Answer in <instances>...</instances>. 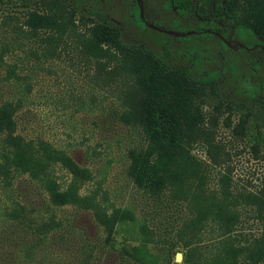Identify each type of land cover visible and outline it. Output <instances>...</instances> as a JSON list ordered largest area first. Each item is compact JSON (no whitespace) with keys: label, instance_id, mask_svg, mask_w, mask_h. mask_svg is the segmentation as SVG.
Here are the masks:
<instances>
[{"label":"trees","instance_id":"obj_1","mask_svg":"<svg viewBox=\"0 0 264 264\" xmlns=\"http://www.w3.org/2000/svg\"><path fill=\"white\" fill-rule=\"evenodd\" d=\"M18 1L17 10L8 11L1 21L8 34L0 58V66L5 68L0 85V97L4 99L0 101V175H27L54 206L70 204L81 211L94 210L91 216L101 244L96 241L86 245L83 264H101L105 250L110 264H264V182L257 186L248 181L241 186L234 177L233 153L219 138L218 112L224 100L207 114L200 86L188 72H169L152 53L143 55L129 49L118 27L95 23L81 31L72 5L71 12L65 15L60 3L61 6L54 2L52 13H48L39 7L45 0ZM170 3L177 12L190 13L200 21L222 19L234 27L241 39L252 35L264 49V0ZM214 24L213 29L219 30V25ZM12 47L28 50L8 62L3 55ZM64 63L84 74L89 90L85 98L71 90L52 92L53 100H63L65 105L70 96L79 111L85 107L86 99L90 107L102 106L112 89L116 98L106 116L119 126L140 132L141 145L127 149V173L139 193L152 197L156 204L160 215H151V219L159 217L164 223L167 216L172 218L164 230L166 238L148 224L147 218H142L136 230L135 215H120L118 207L102 205L107 199L101 201L95 190L83 193V187L94 180V173L68 149L47 137L28 138L21 133V126L30 122L27 113L31 112L24 110V104L34 84H40L46 71L56 77ZM123 71L127 73L125 81L121 80ZM216 76L211 73V77ZM214 78L209 82L212 87L218 83ZM251 95L228 102V108L234 104L243 113L236 124L229 116L223 125L231 129L230 142L235 147L240 142L251 143L258 158L264 135H251L247 125L254 108L264 111V95ZM99 119L95 124L101 127L104 121ZM198 148L205 158L195 153ZM57 166L65 170L69 179L64 184L59 181ZM172 204L180 211L185 204L189 215H165L163 210ZM120 227H126L130 236L142 243L118 242ZM174 232L176 241L169 236ZM23 243L30 247L24 250L27 258L44 257L29 238H23ZM176 247L183 254L181 263L172 257Z\"/></svg>","mask_w":264,"mask_h":264},{"label":"rangeland","instance_id":"obj_2","mask_svg":"<svg viewBox=\"0 0 264 264\" xmlns=\"http://www.w3.org/2000/svg\"><path fill=\"white\" fill-rule=\"evenodd\" d=\"M195 1L197 3L198 0ZM41 2L39 7L48 13H52L53 4L64 5L65 15L71 12L72 5L81 31L92 28L95 23L116 26L123 44L129 49L140 51L143 55L152 53L169 72H188L200 86L207 114L224 100L218 112L221 117L219 138L226 142L233 153L231 164L234 177L241 186L248 181L257 186L264 182V144L260 145L257 158L251 143L244 141L235 147L234 142H230L233 138L231 129L223 125L229 116L236 124L243 113L234 104L232 109L228 108L229 101L252 97L254 93L264 95V49L254 42L252 35L241 39L234 27L222 19L200 21L190 13H179L171 6L170 0H77L76 4L72 0ZM19 5L18 0H0V58L3 40L8 34L1 21L8 11L17 10ZM214 22L219 25V30L213 29L216 27ZM27 50V47H12L3 57L8 62L13 61L16 55L22 56ZM60 67L56 77L52 72H48L51 75L43 72L40 84H34L33 93L28 94L24 110L31 112L27 113L31 118L29 123L21 126V133L26 137L28 135V138L47 137L56 145L68 149L82 166L86 165L94 173V180L83 187V193L95 190L101 201L107 199L102 205L118 207L120 215H135L136 230L142 218H147L148 224L166 238L164 230L172 218L167 216L164 223L159 217L151 219V215H160L155 210L156 204L152 197L147 198L139 193L127 173V149L141 145L140 132L119 126L113 118L106 116L116 98L112 89L102 106L92 102L96 106L90 107L86 99L85 107L79 111L76 101L70 96L65 99V105L63 100H53L52 92L71 90L73 94L85 98L87 94L84 93L89 90L85 86L84 74L68 68L65 63ZM4 70L0 66V85L4 81ZM212 72L217 74L215 78L211 77ZM126 74L122 72L121 80L127 79ZM213 78L218 82L213 83L214 87L209 85ZM250 114L247 126L253 133L251 135H264V111L257 107ZM100 117L104 123L98 127L95 120L100 121ZM2 145L0 135V151ZM195 153L205 158L200 148ZM0 162H3V158H0ZM56 170L60 183H66L69 179L64 174L65 170H59V166ZM215 172L214 169L213 175ZM27 177L17 173L8 177L0 175V264H83L86 245L96 241L101 244L91 216L95 215L92 213L94 210L81 211L70 204L54 206ZM187 208L184 204L181 212L172 204L163 213L173 217L189 215ZM169 236L177 240L176 232ZM23 238L35 243V248L39 247L44 252V257L27 258L25 251L30 247L23 243ZM116 239L129 245L142 243L139 238L131 237L126 227L119 228ZM97 254H100L99 249ZM172 257L175 262L183 261L178 247L174 248ZM101 264H110L107 250L102 255Z\"/></svg>","mask_w":264,"mask_h":264},{"label":"water","instance_id":"obj_3","mask_svg":"<svg viewBox=\"0 0 264 264\" xmlns=\"http://www.w3.org/2000/svg\"><path fill=\"white\" fill-rule=\"evenodd\" d=\"M179 257H182V255H181V254H179Z\"/></svg>","mask_w":264,"mask_h":264}]
</instances>
